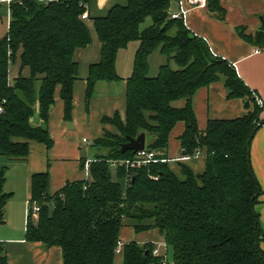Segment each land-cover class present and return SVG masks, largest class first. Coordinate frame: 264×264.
<instances>
[{
    "label": "trees",
    "instance_id": "trees-1",
    "mask_svg": "<svg viewBox=\"0 0 264 264\" xmlns=\"http://www.w3.org/2000/svg\"><path fill=\"white\" fill-rule=\"evenodd\" d=\"M95 1L0 0L9 12L8 31L0 39V155L11 160H26L32 141L52 146L48 119L58 87L64 120H72L73 89L80 77L76 53L93 41L88 21L101 48L100 60L89 66L87 105L98 81L121 79L116 69L119 51L139 42L127 79L126 119L119 112L103 117L116 130H105L94 141L90 178L70 181L50 194L49 172L32 176L26 239L45 248L60 246L63 264H264V233L256 210L263 191L251 162L253 138L264 124L259 96L183 17H172L173 0H128L91 17ZM206 7L225 20L219 0H207ZM86 12L89 17L84 19ZM148 18L151 23L144 26ZM236 30L264 48V30ZM155 51L167 62L157 76H150L149 57ZM18 60L20 69L12 79L11 65ZM218 81L226 85L229 98L243 99L247 111L235 118L209 119L202 130L193 99L200 88ZM179 100L184 106L174 105ZM36 114L41 123L32 122ZM180 121L185 123L179 136L181 156L206 157L201 173L181 163L183 178L172 170L167 155L171 132ZM141 132L156 161L113 169L110 160L135 156L133 151L122 153L121 145ZM7 168L0 169V224L12 196L4 190ZM34 204L40 206L37 217ZM124 226L136 232L158 229L167 253L156 256L155 243L132 240L123 244L118 263ZM0 264H8L2 242Z\"/></svg>",
    "mask_w": 264,
    "mask_h": 264
},
{
    "label": "crops",
    "instance_id": "crops-1",
    "mask_svg": "<svg viewBox=\"0 0 264 264\" xmlns=\"http://www.w3.org/2000/svg\"><path fill=\"white\" fill-rule=\"evenodd\" d=\"M179 1L183 3L185 9L184 21L187 27L196 35L203 37L215 55L235 66L239 76L257 93L264 105V48L250 44L236 30L237 26H245L247 33L256 34L261 29L264 0H219L226 10V18L223 21L208 11L207 0H196L194 3L190 0H173L172 11L179 10ZM127 2L128 0H97L90 6V15L91 17L105 15L113 5ZM94 40L93 36L92 43L76 53L80 70L81 68L85 70L79 72L80 77L74 84L71 121L64 120V101L61 98L60 87L56 89L55 103L51 107L48 119L52 146L48 148L44 143L32 141L30 154L26 160H11L0 155L2 165L0 169L5 165L8 167L4 190L12 193L5 207V222L0 224V242L6 248L8 264H63L60 246L45 248L40 242L26 239L32 176L38 172L48 171L50 194L56 193L70 181L90 178L86 168L82 166L83 160L93 159L97 150L92 145L105 130H116L115 126L103 123V117H113L119 112L121 118L126 119L127 79L132 74L134 60L132 66H127L128 69L123 68L120 52L124 49L119 51L116 61V69L121 79L98 81L89 104H86L89 66L100 60L101 44L99 43L98 48L91 49ZM157 52L160 55L158 59L160 58L161 62L165 59L167 62L166 56L160 51L152 53L149 62ZM81 59L85 61V65ZM170 64L173 68L177 67L174 61ZM176 102L174 104L178 107L185 104L184 100ZM193 105L202 130L207 127L209 119L235 118L247 111L243 99L228 97V89L223 81L200 88L194 96ZM261 117L264 118V108ZM37 123H41L40 118ZM184 130L185 123L178 122L171 132L167 152L170 167L180 178L184 177L181 163L188 165L195 173L203 172L206 166V157L203 153L196 156H181L179 136ZM84 138L88 141L90 139L91 144L84 143ZM251 162L263 191L256 204V210L260 215L264 233V124L253 138ZM14 178L22 187L21 190L11 182ZM120 237L121 248L124 243L132 240L141 244L150 241L159 248L165 246L164 236L158 229L136 232L133 227L124 226ZM262 248L264 250V241ZM117 260L118 263L122 261L120 252Z\"/></svg>",
    "mask_w": 264,
    "mask_h": 264
},
{
    "label": "rangeland",
    "instance_id": "rangeland-1",
    "mask_svg": "<svg viewBox=\"0 0 264 264\" xmlns=\"http://www.w3.org/2000/svg\"><path fill=\"white\" fill-rule=\"evenodd\" d=\"M8 22H9V12H8V4L3 2V3H0V39L7 33L8 31ZM90 27H91V32L93 34V36L95 37V40L91 46V49L93 48H98L99 47V40H98V37H97V34H96V31H95V28H94V25L92 23V21H88ZM151 23V19L148 18L146 20V23L144 24V26H147ZM143 26V27H144ZM139 46V42L138 41H134V42H131V44L128 46V48H125L124 50H122L120 53V59H122V66L123 68H126L128 69V67L131 65L132 66V62L134 60V56H135V53H136V50ZM158 57H160L159 53H155L154 56H152V60L151 62H149V75L150 76H157L159 74V70H160V66L164 63H166V60L164 59V61L161 62V59ZM78 58V57H77ZM83 64L85 65V61L83 59H81ZM176 65V64H175ZM128 66V67H127ZM19 69H20V60H18L16 63H13L11 65V78L13 79L19 72ZM85 69H82L80 70V72L82 73ZM24 73L28 74L29 71L28 69H26L24 71ZM116 85H120V84H116ZM178 102H176L177 104ZM175 105V104H174ZM177 106V105H175ZM39 121V116L38 114H36L33 119H32V122H34L35 124H37V122ZM148 140V138H147ZM84 142V141H83ZM91 140L89 139V143H86V144H91ZM85 145V144H84ZM94 147V146H93ZM0 166H2L0 164ZM17 188H19V190H21V186H19L16 182V178H14V180L11 181ZM19 186V187H18ZM20 192V191H19ZM16 203V202H15ZM160 249L162 251V253H165L166 252V248L165 246H160ZM167 253V252H166ZM167 256L171 257L172 256V251L169 250L168 251V254Z\"/></svg>",
    "mask_w": 264,
    "mask_h": 264
},
{
    "label": "built area",
    "instance_id": "built-area-1",
    "mask_svg": "<svg viewBox=\"0 0 264 264\" xmlns=\"http://www.w3.org/2000/svg\"><path fill=\"white\" fill-rule=\"evenodd\" d=\"M191 3L196 2V0H190ZM204 4V3H203ZM173 18H181L185 16V9L183 6V3L181 1H179V10L178 11H172L171 13ZM89 17L88 13H84L82 15V18L87 19ZM257 101L260 105H263V101L261 100L260 97L257 98ZM2 110V108L0 107V111ZM84 142L89 143L87 138L83 139ZM156 158H155V152L151 149H148L147 146L143 149L138 151L134 157L132 158H122V159H112L110 160V164L111 167L113 169H117L119 167H133V168H141L143 166H146L152 162H155ZM93 162V159H87L85 162V168L86 171L89 173L90 175V165ZM29 210H30V206H29ZM40 211V206L38 204H34L32 207V212L34 216H38V213ZM121 251V244L119 246L118 252ZM154 255L156 256H160L163 255L164 253H162L161 249L159 247H155L154 251H153Z\"/></svg>",
    "mask_w": 264,
    "mask_h": 264
},
{
    "label": "water",
    "instance_id": "water-1",
    "mask_svg": "<svg viewBox=\"0 0 264 264\" xmlns=\"http://www.w3.org/2000/svg\"><path fill=\"white\" fill-rule=\"evenodd\" d=\"M261 29L264 30V18H262ZM146 133L141 132L137 137H130L129 140L121 145V152L133 151L137 153L146 147ZM148 252V251H147Z\"/></svg>",
    "mask_w": 264,
    "mask_h": 264
}]
</instances>
